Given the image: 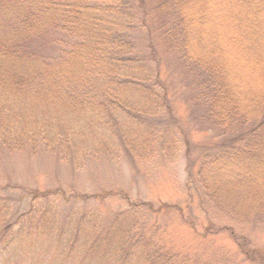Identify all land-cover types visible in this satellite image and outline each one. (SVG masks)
I'll use <instances>...</instances> for the list:
<instances>
[{
    "label": "trees",
    "instance_id": "trees-1",
    "mask_svg": "<svg viewBox=\"0 0 264 264\" xmlns=\"http://www.w3.org/2000/svg\"><path fill=\"white\" fill-rule=\"evenodd\" d=\"M147 1L153 14L149 21ZM137 28L148 35L143 49L133 38ZM54 29L76 41L56 58L34 52L32 41ZM153 37L165 54L176 56L184 70L183 80L203 105L201 116L222 131L240 132L235 145L205 154L201 160L199 180L213 207L234 219L263 220L264 0H0V153H33L42 144L62 156L57 145L64 142L63 136L61 142L51 136L47 139L34 111L26 105L19 107L28 95L49 96L60 88L71 90L76 98L68 102V109L105 112L110 122L117 112L133 110L126 106L123 94L136 93L155 103L167 99ZM98 82L102 88L91 94L97 93L101 99L94 104L85 99L88 89L97 88ZM164 107L170 110L169 104ZM19 108L28 111L29 118L19 115ZM68 131L65 128L61 134ZM31 192L30 207L19 214L9 213L8 205L0 200V264H73L70 259L74 260L71 257L78 245L87 253L100 242L96 218L89 221V227L83 217H77V226L69 233L65 230L70 225L69 216L59 227L54 206L40 209L41 199L62 193ZM35 219L49 231L55 229L59 242H70L58 248L54 258L47 256L31 263L27 260L31 236L37 238L39 225L32 229L29 222ZM112 222L122 225L124 219ZM109 228L107 239L112 234ZM129 236L119 234L112 247L114 254L120 250L114 264H124ZM138 243L133 242L134 252L144 251ZM104 259L102 263H106ZM167 263L172 264L151 262ZM142 264L150 263L144 260Z\"/></svg>",
    "mask_w": 264,
    "mask_h": 264
},
{
    "label": "rangeland",
    "instance_id": "rangeland-1",
    "mask_svg": "<svg viewBox=\"0 0 264 264\" xmlns=\"http://www.w3.org/2000/svg\"><path fill=\"white\" fill-rule=\"evenodd\" d=\"M147 9L149 21L153 14L148 1ZM148 24L153 32L154 24ZM147 37L139 28L133 32L141 49ZM75 41L54 29L32 41L30 47L56 58ZM154 44L167 99L155 103L136 93L123 94L126 106L133 110L117 112L116 119H112L118 120L117 125L111 124L105 112L68 109V102L76 98L71 90L60 88L49 96L32 94L21 100L19 107L26 105L34 111L47 139L51 136L53 141L61 142L63 136L64 142L56 144L62 156L57 150L49 152L42 144L33 153L1 152L0 200L8 205L9 213L19 214L30 207L31 191L57 190L61 196L58 193L41 199L39 206L42 210L50 204L48 207L57 209L59 227L69 216L70 225L65 230L71 233L77 217H83L89 227V221L96 218V238L104 240L99 239L87 253L78 245L70 256L73 264L80 260L82 264H114L120 250L114 254L112 247L124 233L130 235L124 264H142L144 260L150 264L154 260L172 264H264V219L242 221L217 211L198 176L203 156L232 147L240 132L222 131L201 116L203 105L183 80L184 70L178 66L176 56L165 54L155 40ZM99 84L88 89L85 100L99 102L100 96L91 94L102 88ZM162 103L169 104L170 110ZM19 109V115L28 117V111ZM65 128L69 131L62 135ZM118 217L124 219L122 225L112 224ZM34 224H38L36 219L29 222L30 227ZM38 225L37 238L31 236L30 246L34 249L27 259L31 263L47 256L54 258L60 252L58 248L70 242H59L56 238L61 237L56 236L54 228L51 232ZM108 228L112 234L107 239ZM85 231L89 233V229ZM135 240L144 251L134 252ZM103 257L106 263L101 262Z\"/></svg>",
    "mask_w": 264,
    "mask_h": 264
}]
</instances>
